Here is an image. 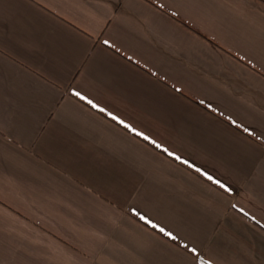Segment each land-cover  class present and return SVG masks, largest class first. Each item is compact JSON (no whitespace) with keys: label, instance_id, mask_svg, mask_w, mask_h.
Listing matches in <instances>:
<instances>
[{"label":"crops","instance_id":"obj_1","mask_svg":"<svg viewBox=\"0 0 264 264\" xmlns=\"http://www.w3.org/2000/svg\"><path fill=\"white\" fill-rule=\"evenodd\" d=\"M0 264H264V0H0Z\"/></svg>","mask_w":264,"mask_h":264},{"label":"snow or ice","instance_id":"obj_2","mask_svg":"<svg viewBox=\"0 0 264 264\" xmlns=\"http://www.w3.org/2000/svg\"><path fill=\"white\" fill-rule=\"evenodd\" d=\"M193 251H195V250H193Z\"/></svg>","mask_w":264,"mask_h":264}]
</instances>
